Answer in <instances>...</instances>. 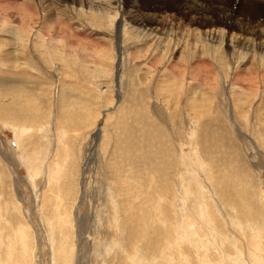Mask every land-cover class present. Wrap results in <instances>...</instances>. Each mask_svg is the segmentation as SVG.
Here are the masks:
<instances>
[{"label": "rangeland", "instance_id": "1", "mask_svg": "<svg viewBox=\"0 0 264 264\" xmlns=\"http://www.w3.org/2000/svg\"><path fill=\"white\" fill-rule=\"evenodd\" d=\"M239 20L244 22L240 28ZM0 80L19 84L15 93L19 107L28 103L31 108H25L31 111L26 124L14 123L12 112L6 116L8 106L0 107V167L5 172H0V218L4 214L5 223L12 212L15 226L27 227L26 235H16L10 243L0 234V264L14 258L16 264H118L121 260L162 264L159 257L164 250L170 264H264V230L260 233L264 227V0H0ZM143 105L150 112L148 119L137 115ZM132 113L146 120L132 128L140 130L137 134L143 139L136 135L142 146L127 152L129 136L126 142L124 129ZM201 121L215 129L211 135L206 131L207 151L198 144V134L193 136ZM147 127L160 130L161 136H156L160 138H151L158 146L146 135ZM215 134L219 142H214ZM149 151L151 156H180L177 177L185 182L187 196L181 200V190L175 189L165 198H154L156 205L168 199L178 211L175 222L171 216L167 222L178 231L171 229L169 238L155 244L154 254L138 249L139 243L131 238L129 247L120 244L129 235L115 225L118 216L112 203L116 194L153 181L150 170L140 183L133 181L134 170L121 160L131 153L147 156ZM225 156L233 160L230 170L238 171L234 179L223 172ZM113 158L119 163L115 165ZM73 160L78 161L74 197L61 193ZM212 163L227 181L236 179L241 192L229 203L216 196L219 202L214 208L203 206L198 187L211 190L216 184L213 170L218 168ZM113 167L119 171L117 177L115 172L110 177ZM33 173L41 191L32 188ZM106 183L112 191H107ZM82 187L85 196L75 218ZM138 192L134 193L140 201ZM41 199L47 208L43 209ZM61 201L65 203L58 205ZM48 206L52 209L48 216L54 220L56 211L61 212L58 224L67 228L73 244L79 218L84 220L83 253L73 245L53 256L60 236L58 231L52 236L41 218ZM207 224L224 229L223 239L218 240ZM20 239L28 241L27 252ZM171 240L179 241V246Z\"/></svg>", "mask_w": 264, "mask_h": 264}, {"label": "bare ground", "instance_id": "2", "mask_svg": "<svg viewBox=\"0 0 264 264\" xmlns=\"http://www.w3.org/2000/svg\"><path fill=\"white\" fill-rule=\"evenodd\" d=\"M81 1V0H80ZM246 1H249V0H246ZM256 1H261V0H256ZM263 1V0H262ZM93 3V2H92ZM193 5V4H192ZM196 5V2L194 3V5L193 6H195ZM229 7V6H228ZM235 9V8H234ZM233 10V9H232ZM234 11V10H233ZM226 14V16L228 15L227 14V12L225 13ZM230 15H233V14H230ZM229 16V15H228ZM231 18V17H230ZM234 21H236V20H234ZM237 24H238V26H239V28L244 24V22L242 21V20H239V21H237ZM119 26V25H118ZM262 26V25H261ZM252 28V27H251ZM256 28V27H255ZM16 29V28H15ZM18 30V29H17ZM263 30V29H262ZM251 32V31H250ZM10 33V32H9ZM16 33V32H15ZM18 34V33H17ZM163 35V34H162ZM52 36V35H51ZM21 37V36H20ZM247 37V36H246ZM230 41H232V40H230ZM37 42V41H36ZM245 43V42H244ZM243 43V44H244ZM5 47V46H4ZM183 51V50H182ZM46 52V51H45ZM13 53V52H12ZM7 55H5V57H6ZM7 57H11V56H7ZM13 58V56L11 57V59ZM9 59V58H8ZM11 64H12V62H11ZM6 65H8L7 63H6ZM9 65H10V63H9ZM14 67H15V65H13ZM14 69V68H13ZM11 70V69H10ZM40 78V77H39ZM4 79V78H3ZM35 79V78H34ZM44 80V79H43ZM44 82V81H43ZM12 84V83H11ZM9 84H7V83H5L3 80H0V86H1V88H0V107H2V106H8L7 107V109H6V116H9V112H12L13 114H10L12 117H14V123H20V121H25V123L27 124L28 123V121L26 120V117H27V114H29V113H31V111H29L31 108L29 107L30 105H28V103L26 104V106H24L25 108H30V109H25V108H23V107H19V105H18V102H17V96H18V94L16 95L15 93H18L17 92V87L19 86V84H18V86H16V84H14V85H9ZM11 87V88H10ZM200 87V86H199ZM13 89V90H12ZM237 89V88H236ZM145 90H146V88H145ZM149 92V91H148ZM14 93V94H13ZM130 95V94H129ZM143 95V94H142ZM154 95V94H153ZM161 97V96H160ZM162 98V97H161ZM98 99V98H97ZM143 99V98H142ZM140 100V99H139ZM21 102V101H20ZM142 102V101H141ZM25 104V103H24ZM183 104V103H182ZM147 105V104H146ZM146 105H143L140 109H139V111H137L138 113H137V115H139L140 117H147V119L148 118H150V117H148V114L150 113L149 111H148V107L146 106ZM154 108L156 107V106H153ZM153 109V108H152ZM24 110H26V111H24ZM154 110H156V108L154 109ZM203 110V109H202ZM27 112V113H26ZM123 112V111H122ZM190 112V111H189ZM22 113V114H21ZM136 114V113H135ZM134 115V113H132V115H131V118H130V120H129V122H130V124L124 129L125 130V135H126V138H125V141H126V139H127V137L129 138L128 139V144H125V147L128 145L129 146V148H128V150H127V152H129V151H134L138 146H142L138 141H139V135L137 134L138 132L137 131H140L139 129L137 130V131H134L132 128L134 127H136V124L138 125V124H140V123H138L139 121H141V120H146V119H144V118H138L137 116V118H135V116H133ZM127 116V115H126ZM197 116V115H196ZM205 116V115H204ZM124 117V116H123ZM170 117V116H169ZM206 117V116H205ZM128 118V117H127ZM153 118V117H152ZM202 118V117H201ZM200 118V119H201ZM21 119V120H20ZM122 119V118H121ZM129 119V118H128ZM192 119V118H191ZM215 119V118H214ZM120 120V119H119ZM124 120H125V118H124ZM124 120H123V122H124ZM218 120V118L216 119V121ZM127 121V120H126ZM138 121V122H137ZM151 121H152V119H151ZM151 121H149V123H151ZM213 121V120H212ZM33 122V121H32ZM154 122V121H153ZM221 121H219V123H220ZM40 123V122H39ZM75 123V122H74ZM118 123H119V121H118ZM121 124H122V122H120ZM145 123V122H144ZM148 123V124H149ZM125 124V123H124ZM124 124H122V125H124ZM18 125V124H17ZM119 125V124H118ZM121 125V126H122ZM127 125V124H126ZM125 125V126H126ZM144 125H146V124H144ZM151 125H154V124H151ZM214 125V124H213ZM124 126V127H125ZM139 127H140V125H138ZM138 126L135 128V129H137L138 128ZM116 127V126H115ZM35 128V127H34ZM147 129V131L148 132H146V135H149V138H150V140H151V138H153V139H158V138H160V137H158V138H156V136L157 135H160L161 136V133H160V130H158L157 131V129H155L154 131H150V130H148V127L146 128ZM122 131V130H121ZM206 131L207 132H209V135H211V134H213L214 132H215V129H214V127L213 126H211V124L208 122V121H201L200 122V124H199V126H198V129H195V132H194V134H193V136H195V135H197V141H198V144H200V147L202 148V149H204V151H207V133H206ZM142 132V131H141ZM144 132V133H145ZM99 133V132H98ZM139 136L138 138H137V135ZM140 134V133H139ZM163 135H165L164 134V132L162 133ZM141 136H142V134H141ZM215 136V138H214V142H219V135L218 136H216V134L214 135ZM125 137V136H124ZM144 137H147V136H144ZM166 137V136H165ZM118 138V137H117ZM141 138V137H140ZM164 138V137H163ZM212 138V139H213ZM220 138H221V135H220ZM141 139H143V138H141ZM211 139V140H212ZM222 139V138H221ZM224 139H225V137H224ZM119 140V139H118ZM138 140V141H137ZM144 140H145V138H144ZM149 140V139H148ZM147 140V142L149 143L150 141H148ZM166 140V139H165ZM152 142H153V140H151ZM160 141V140H159ZM159 141H157V142H159ZM164 140H162V142H163ZM222 141V140H221ZM124 142V141H123ZM127 142V141H126ZM143 142V141H142ZM152 142H150V143H152ZM120 143H122V141L120 142ZM145 143V142H144ZM147 143V144H148ZM150 143L148 144V145H150ZM211 143V142H210ZM223 143V142H222ZM116 144V143H115ZM119 143H117V145H118ZM153 144H156V142L154 143L153 142ZM160 144V143H159ZM162 144V143H161ZM164 144H166V143H164ZM212 144V143H211ZM116 145V146H117ZM123 145V144H122ZM119 146V145H118ZM156 146H158L157 144H156ZM161 146V145H160ZM120 147V146H119ZM118 147V148H119ZM121 147H124V146H121ZM152 147V146H151ZM182 147V146H181ZM207 147V148H206ZM117 148V147H116ZM156 148V147H155ZM159 148H161V147H159ZM173 148V147H172ZM152 149H153V147H152ZM169 149V148H168ZM113 150V149H112ZM165 150V149H164ZM115 151V150H114ZM3 152V151H2ZM118 152H121V151H118ZM123 152V151H122ZM154 151H152L151 153H153ZM157 152V151H156ZM116 153V152H115ZM135 153V152H134ZM150 151L149 152H147L146 154H147V156H133V153H131V156H125V155H123V156H125V158L124 159H121L122 160V164L124 163L123 162V160L125 161V164L127 163V165L129 166V168L128 169H130V170H134V171H131L132 172V176H134L133 177V181H143L145 178H146V174H148V172H149V170L151 171V173H153L154 175H155V177H153V181H151V182H148L149 181V179H148V181L146 180V181H144L145 183H141V186L138 188V189H136L135 187H131V188H129L128 189V192L127 191H125V194H122V193H120V194H116L118 197H116V196H114V199H113V201H112V203H113V206H114V210H115V213H116V215L118 216V220L116 221V226H118L119 228V230H120V226H122L121 228H123V229H121V230H124L128 235H129V239L127 238V242L125 241V240H123L122 241V243H120V244H122L124 247H129L130 245H132L131 243H130V238H131V240L133 241V243L135 242L136 243V241L139 243V244H137V246H138V249H143V251H145L146 252V254H148V252H152L153 254H154V249H155V244H158V243H160V241H162V240H164V237L165 236H167V235H169L171 232V229H174V231L175 232H177L178 230L176 229V228H173V226L171 227V229H170V227L169 226H167V222L169 221L168 219L170 218V216H171V219H174V222H175V220H176V214L175 213H177L178 211H177V209H176V207L174 206V205H172L171 203H170V201L168 200V199H166V200H164V201H161V203H159L158 205H156V204H154V198H157V197H163V198H165V196L166 195H169V193L170 192H172V193H174V191H175V189H177L178 191H180V196L178 195V197L179 198H181V200H185L186 199V195L184 194V191H185V189H186V187H185V185H184V183L182 182V180H181V182L179 181V179H178V177H177V173H180L179 172V170H180V165H179V167H177V164L179 163V159H180V156H151L150 154ZM227 153V152H226ZM118 154V153H117ZM124 154H125V152H124ZM126 154H128V153H126ZM160 154V153H159ZM206 154V153H205ZM112 155V154H111ZM120 155V154H119ZM118 155V156H119ZM130 155V154H129ZM162 155V154H161ZM164 155V154H163ZM234 155V154H233ZM118 156H114V158L115 157H118ZM122 156V155H121ZM3 157V156H2ZM109 157V156H108ZM198 157V156H197ZM205 160L207 159V156H202ZM264 157V156H263ZM38 158V157H37ZM88 158V157H87ZM112 159L113 160V162H114V164L116 165V164H118L119 163V161H118V163H117V160L116 159ZM120 158H122V157H120ZM181 158H182V156H181ZM221 158V157H220ZM219 158V159H220ZM87 160V159H86ZM120 160V159H119ZM208 160V159H207ZM88 161V160H87ZM116 161V162H115ZM182 161V160H181ZM222 161H224V163L225 164H227V169L225 170V171H223V172H227V173H231V176L233 177V179H234V176H237V172H235L234 171V169H233V171H231L230 170V167L233 165L232 164V162H233V160L232 159H229L228 158V156H225L224 158H223V160ZM68 162V161H67ZM211 162H213V163H216L217 164V162L216 161H214V160H212ZM211 162H209L210 164H208V165H211ZM40 163V162H39ZM87 163V162H86ZM89 163V162H88ZM182 163V162H181ZM212 163V167L213 168H216L215 167V165ZM121 164V165H122ZM124 164V165H125ZM225 164H223V165H225ZM0 166H1V164H0ZM31 166V165H30ZM58 166V165H57ZM113 166V165H112ZM182 166V165H181ZM108 167H111V164H110V166L108 165ZM69 168H70V170H68V171H65V174H64V178H65V180H64V182L62 183V186H61V193H63V194H65V196H73L74 197V192H75V188L77 187V185H76V183H75V181H76V177H77V174H78V161H75V160H73L72 161V163H71V165L69 164ZM115 168L116 167H113L112 169L113 170H109L110 171V173H112V176L110 175V177H113V176H115V177H117L118 176V174H119V171H118V169H117V171H118V173H116L115 172ZM123 168V167H122ZM176 168H178L177 169V171H174V169L176 170ZM218 168V167H217ZM216 168V169H217ZM222 168H223V166H222ZM37 169H39V168H37ZM59 169H61V168H59ZM63 169V168H62ZM100 169H102V168H100ZM111 169V168H110ZM127 169V168H126ZM237 169V168H236ZM235 169V170H236ZM119 170H121V169H119ZM34 171V170H33ZM38 171V170H37ZM40 171V170H39ZM61 171V170H60ZM108 171V172H109ZM181 171V170H180ZM0 172L1 173H3L4 172V169L2 170V168L0 167ZM101 172H103V171H101ZM107 172V171H106ZM114 172H115V175H114ZM121 172V171H120ZM127 172H129V170L127 171ZM192 172V171H191ZM211 172V171H210ZM189 173V172H188ZM187 173V174H188ZM209 173V172H208ZM213 173L216 175V178H215V185L214 186H212L211 187V190H210V188H208V187H205L204 185H199L198 187H200V192L204 195V198L202 199L203 200V206L204 207H209V206H212L213 208L214 207H216L217 206V204H218V198L223 202V203H229L230 201H229V199H230V197H232V201H233V199H234V194H236V192H239V191H237V184L236 183H234V182H237L236 181V179H235V181L233 180V183L231 182V179H230V181L228 180L227 181V179H225L224 178V175L222 176V172L221 171H219V168L217 169V170H213ZM4 174H5V172H4ZM37 174V173H36ZM36 174L34 175V173L32 174V177L30 178V182H31V184H32V188L34 189V190H40V186H38L37 185V183H36V180H35V178H36ZM58 174V176H59V172L57 173ZM56 174V175H57ZM121 174V173H120ZM224 174V173H223ZM44 175V174H43ZM42 175V176H43ZM104 175V174H103ZM102 175V176H103ZM144 175V178L142 177ZM189 175V174H188ZM210 175H213V174H211L210 173ZM209 175V176H210ZM4 176V175H3ZM58 176H57V178H58ZM84 176V175H83ZM101 176V177H102ZM126 176V175H125ZM184 176V175H183ZM230 176V175H229ZM229 176H228V178H229ZM5 177V176H4ZM3 177V178H4ZM44 177V176H43ZM214 177V176H213ZM48 178V177H47ZM187 178H188V176H187ZM212 178V177H211ZM237 178H239V177H237ZM37 180H38V178H36ZM111 179V178H110ZM114 179V178H113ZM123 179V178H122ZM125 179V178H124ZM51 180H53V182L55 181V179H50V181ZM129 180H130V178H129ZM151 180V179H150ZM192 180V179H191ZM208 180V179H207ZM209 180H211V179H209ZM208 180V181H209ZM56 182V181H55ZM115 182V181H114ZM122 182V181H121ZM120 182V183H121ZM200 182V181H199ZM202 182V181H201ZM212 182V181H211ZM241 182V181H240ZM52 183V182H51ZM119 183V182H118ZM140 183V182H139ZM196 183H198V182H196ZM213 184H214V181L212 182ZM230 183H232V184H230ZM84 184V183H83ZM122 184V183H121ZM124 184V183H123ZM127 184V183H126ZM134 184V183H133ZM137 184V183H136ZM191 184H193V183H191ZM201 184V183H200ZM203 184V183H202ZM212 184V185H213ZM46 185V184H45ZM105 186H106V189H107V191L110 189V185L108 184V183H106V184H104ZM138 185V184H137ZM1 186V185H0ZM43 186V185H42ZM50 186V185H49ZM52 186V185H51ZM50 186V187H51ZM79 186V185H78ZM129 186H132V185H129ZM139 186V185H138ZM99 187V186H98ZM53 188V187H52ZM185 188V189H184ZM193 188V187H192ZM47 189V188H46ZM79 189V188H78ZM127 189V188H126ZM196 189V188H195ZM81 189H79V191H80ZM137 190H139V192H138V194L141 196V199H140V201H137L136 199H138V197L136 196L135 197V193L134 192H137ZM41 191V190H40ZM39 191V192H40ZM49 191V190H48ZM79 191H78V193H79ZM110 191H112L111 189H110ZM115 191V190H114ZM193 191H195V190H193ZM45 192V191H44ZM55 192V191H54ZM84 192H85V189H84V187H82V191L80 192V195H79V199L77 200V202H76V210H75V218H77L78 217V214L79 213H77L78 212V208L80 207V204H81V201L82 200H84ZM116 192H118V191H116ZM121 192H122V190H121ZM199 192V193H200ZM47 193V192H46ZM189 193V192H188ZM200 193V194H201ZM239 193H241V192H239ZM35 194V193H34ZM36 194H38V192L36 193ZM50 194V193H49ZM77 194V193H76ZM137 194V193H136ZM177 194V193H176ZM198 194V193H197ZM200 194H199V196H200ZM40 195V194H39ZM46 195V194H45ZM44 195V196H45ZM113 195V194H112ZM172 195V194H171ZM185 195V196H184ZM188 195V194H187ZM196 195V194H195ZM43 196V197H44ZM47 196H49V195H47ZM46 196V197H47ZM139 196V197H140ZM191 196V195H190ZM197 196V195H196ZM195 196V197H196ZM216 196L218 197L217 199H216ZM72 197V198H73ZM76 197V196H75ZM77 197H78V195H77ZM111 197V196H110ZM110 197H108V199L110 198ZM167 197H169V196H167ZM184 197V198H183ZM51 198V197H50ZM54 198V197H53ZM63 197H61V199H62ZM176 198V197H175ZM237 198V197H236ZM252 198V197H251ZM44 199V198H43ZM46 199V201L48 200L47 198H45ZM107 199V200H108ZM116 199V202L114 203V200ZM159 199V198H158ZM239 199V198H238ZM38 200H39V198H38ZM64 200V199H63ZM76 199H74V201H75ZM45 200H42L41 199V205L43 204V203H45L46 202ZM67 201V200H66ZM69 201V200H68ZM64 202V201H61V202H59L58 203V205H60V203L61 204H64V206L65 207H68V205H69V202ZM74 201H71V202H74ZM209 201H211V204L209 203ZM10 202V201H9ZM38 201H36V203H37ZM49 203H51V201H48ZM110 202V201H109ZM184 202V201H183ZM188 202V201H187ZM55 203H56V201H55ZM54 203V204H55ZM75 203V202H74ZM156 203H158V202H156ZM179 203V207L178 208H180V202H178ZM186 203V202H185ZM240 203V202H239ZM48 204V203H47ZM111 204V203H110ZM115 204V205H114ZM199 204V203H198ZM208 204V205H207ZM215 204H216V206H215ZM226 205V204H225ZM247 205V204H246ZM38 206V208H39V204L37 205ZM43 206V209H44V207H46L47 208V205L46 204H44V205H42ZM110 206H112V205H110ZM193 206V205H192ZM56 207V209H58L59 210V206H55ZM41 209H42V207H40ZM199 207H198V205H197V209H198ZM201 208V207H200ZM203 208V207H202ZM201 208V209H202ZM211 208V207H210ZM212 208V209H213ZM240 208V207H239ZM67 209V208H66ZM68 209H70V208H68ZM67 209V210H68ZM51 208L48 206V209L44 212H41V214L42 213H44L43 214V217L41 216V218H42V220L44 221V223L45 224H47V228H48V230H51L50 232L52 233L51 235L52 236H54L55 235V232L56 231H58V234H59V239L57 240V241H59V242H57L56 241V243H55V250H53V252L55 251V253H53V254H55V255H53V256H56V254L58 253V251H59V249H61V248H68V247H72L73 245H76L75 247H77V250H78V252L80 253H83L84 252V243H83V240H82V235H83V231L84 230H81V225L83 224V222H84V220H81L80 218H79V221H80V225L78 226V228H77V230H78V233H77V240L75 241V244H73L72 242H73V237H70L69 236V234L67 233V228L66 227H63V226H61V225H59L58 224V222L60 223V219L62 218V215L60 214L61 212H59V211H56L57 212V216L55 217V220L52 218V215H51V217L50 216H48V212L50 211L51 212ZM65 210V209H64ZM67 210H65V211H67ZM172 210H174V214L173 215H171V211ZM14 211V210H13ZM199 211V210H198ZM201 211V210H200ZM202 211H204V210H202ZM206 211L207 210H205V212L204 213H206ZM216 211H219V209H217L216 208ZM221 211V210H220ZM3 212V211H2ZM66 213V212H65ZM219 213H221V212H219ZM9 214V213H8ZM54 214V213H53ZM67 214V213H66ZM114 214V213H113ZM203 214V213H202ZM250 214V213H249ZM2 214H0V216H1ZM10 216L8 217L9 218V220H7L5 223H4V219H6L5 217L6 216H4V214H3V216L0 218V223H2L1 225H0V234H2L3 235V237H5V238H7L6 240L9 242L10 240H12V238H13V241H14V238H15V236L17 235H23L22 233H24V235H26V232H27V227H22L21 226V223L18 225V226H15V224H14V222H17V221H15L14 220V218H13V216L14 217H16L12 212L9 214ZM11 215H13V216H11ZM55 215V214H54ZM205 215V214H204ZM242 214L240 213V216H241ZM251 215V214H250ZM104 216V215H103ZM111 216H113V215H111ZM173 216V217H172ZM239 216V215H238ZM64 217V216H63ZM222 217V216H221ZM220 217V218H221ZM65 218V217H64ZM106 218V217H105ZM112 218H114V217H112ZM156 219V220H159V221H162L163 222V225H161L160 223H159V221L158 222H155L153 219ZM203 218V217H202ZM215 218H216V216H215ZM214 218V219H215ZM252 218V217H251ZM98 219V218H97ZM152 219V220H151ZM245 219V218H244ZM263 219V221H264V217L262 218ZM41 219H40V221H42ZM192 220V219H191ZM209 220V219H208ZM216 220V219H215ZM219 220V219H218ZM225 220V219H224ZM257 220V219H256ZM255 220V221H256ZM98 221V220H97ZM100 221H101V219H100ZM111 221H112V219H111ZM222 221H223V219H222ZM155 222V223H154ZM192 222V221H191ZM203 222V221H202ZM205 222V221H204ZM209 222V221H208ZM207 222V223H208ZM219 222H220V220H219ZM218 222V223H219ZM225 222V221H224ZM6 223H10V225L9 226H6ZM42 223V222H41ZM56 223H57V228H56ZM114 223V222H113ZM206 223V222H205ZM210 223V222H209ZM44 224V225H45ZM61 224V223H60ZM176 224V223H175ZM213 224V223H212ZM212 224H210V225H208V227L207 228H209L212 232H214V233H216L215 235L217 236V238H218V240H222L223 239V237L222 236H224V229H223V231L219 228V227H217V226H215V225H212ZM220 224V223H219ZM221 224H222V222H221ZM52 225V226H51ZM177 225V224H176ZM223 225V224H222ZM227 225V224H226ZM27 226V225H26ZM51 226V227H50ZM53 226L55 227V230H53ZM170 226H171V223H170ZM193 226V225H192ZM43 227V226H42ZM45 227H46V225H45ZM44 227V228H45ZM113 227V226H112ZM223 227V226H222ZM114 228V227H113ZM226 228V227H225ZM231 228V227H230ZM40 229V228H39ZM169 231H168V230ZM249 229V228H248ZM258 229V228H257ZM262 229V230H261ZM261 229H260V233H261V231H263L264 230V227H261ZM47 230V231H48ZM113 230V229H112ZM120 230V231H121ZM193 230H194V228H193ZM45 231H46V229H45ZM238 231V230H237ZM257 231V230H256ZM193 232V231H192ZM230 232V231H229ZM259 232V231H258ZM264 232V231H263ZM47 233V232H46ZM117 233V232H116ZM191 233V232H190ZM197 233V232H196ZM201 233V232H200ZM211 233V232H210ZM121 234H122V232H121ZM124 235H125V233H124ZM121 236V235H120ZM123 236V235H122ZM121 236V237H122ZM126 236V235H125ZM171 236V235H170ZM24 237V236H23ZM55 237H57V236H55ZM168 238H169V236H167ZM221 237H222V239H221ZM255 237H257V238H259L260 237V235H257V236H255ZM21 238V237H20ZM123 238V237H122ZM215 238V237H214ZM230 238V237H229ZM1 239V238H0ZM23 239V238H22ZM22 239H20L21 240V246L23 247V251H25V252H27L28 251V247H29V245H28V241L26 240H22ZM201 239V238H200ZM256 239V238H255ZM4 240V239H3ZM119 240V239H118ZM120 240H122V239H120ZM49 241V240H48ZM204 241V240H203ZM121 242V241H120ZM171 242L172 243H174L175 244V242L173 241V240H171ZM178 242L179 241H177L176 242V244L175 245H177V246H179V244H178ZM224 242V241H223ZM10 243V242H9ZM205 243V242H204ZM204 243L202 242V245H204ZM2 244V240H0V245ZM4 244V243H3ZM119 244V243H118ZM206 244V243H205ZM207 244H208V242H207ZM206 244V245H207ZM139 245H141V246H139ZM173 245V244H172ZM201 245V244H200ZM212 245V244H211ZM120 245H118L117 247H119ZM163 246H164V244H163ZM176 246V247H177ZM213 246V245H212ZM211 246V247H212ZM54 247V246H53ZM167 247V246H166ZM165 247V248H166ZM172 247H174V246H172ZM204 247H206V250H208L207 249V247L208 246H204ZM204 247H203V250H205L204 249ZM12 248V247H11ZM169 248H171V246H169ZM175 248V247H174ZM120 249V248H119ZM134 249V248H133ZM167 249V248H166ZM213 249H215V248H213ZM65 250V249H64ZM209 250H211L210 248H209ZM132 251V250H131ZM140 251V250H139ZM167 251L168 250H164V251H162L161 252V257H159V262H161L162 264H170L169 263V259H166V254L165 253H167ZM169 251H170V249H169ZM213 251V250H212ZM15 253V252H14ZM14 253H13V255H14ZM59 253H60V251H59ZM64 253V252H63ZM67 253V252H66ZM117 253H119V252H117ZM122 253V252H121ZM126 253V252H125ZM131 253V252H130ZM134 253V252H133ZM145 254V253H144ZM150 254V253H149ZM156 254V253H155ZM173 254V253H172ZM59 255V254H58ZM62 255V254H61ZM132 255V254H131ZM130 255V256H131ZM138 255H139V253H138ZM68 256V255H67ZM82 256V255H81ZM119 256V255H118ZM124 256H125V254H124ZM135 256V255H134ZM142 256V255H141ZM206 256V255H205ZM7 257V256H6ZM5 256L3 257V258H6ZM146 257H148V255L146 256ZM149 257H151V255L149 256ZM119 258H121V257H119ZM202 258H204V255H203V257ZM262 258V257H261ZM24 260H26V257H24L23 258ZM82 259H83V257H82ZM142 259H143V257H142ZM141 259V260H142ZM205 259H207V258H205ZM66 260V259H65ZM150 260V259H149ZM149 260L147 261V263H150L149 262ZM221 260V259H220ZM112 261V260H111ZM110 261V262H111ZM120 261V260H119ZM155 261H157V260H155ZM206 261H209V260H206ZM223 261H225V260H223ZM5 262V261H4ZM4 262H3V264H4ZM16 258H14V260L12 261V262H8V264H16ZM70 261H69V259H67L66 260V263H69ZM81 262V261H80ZM121 262H123L122 260L118 263V264H123V263H121ZM135 262V261H134ZM136 263V262H135ZM193 263V262H192ZM221 263H223L222 262V260H221ZM228 263H230V262H228ZM6 264V263H5ZM83 264V263H82ZM133 264V263H132ZM152 264H155V263H152ZM201 264H207V263H204L203 261H201ZM224 264V263H223Z\"/></svg>", "mask_w": 264, "mask_h": 264}]
</instances>
